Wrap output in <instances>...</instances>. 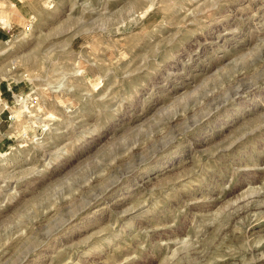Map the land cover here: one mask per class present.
I'll return each mask as SVG.
<instances>
[{
	"label": "rangeland",
	"instance_id": "obj_1",
	"mask_svg": "<svg viewBox=\"0 0 264 264\" xmlns=\"http://www.w3.org/2000/svg\"><path fill=\"white\" fill-rule=\"evenodd\" d=\"M0 264H264V0H0Z\"/></svg>",
	"mask_w": 264,
	"mask_h": 264
}]
</instances>
